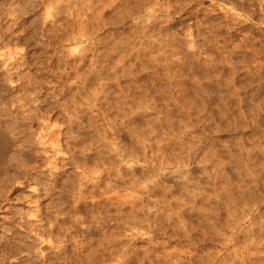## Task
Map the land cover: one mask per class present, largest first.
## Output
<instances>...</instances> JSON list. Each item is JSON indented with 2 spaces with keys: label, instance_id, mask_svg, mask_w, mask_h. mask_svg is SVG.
I'll return each mask as SVG.
<instances>
[{
  "label": "rangeland",
  "instance_id": "rangeland-1",
  "mask_svg": "<svg viewBox=\"0 0 264 264\" xmlns=\"http://www.w3.org/2000/svg\"><path fill=\"white\" fill-rule=\"evenodd\" d=\"M79 1L81 0H76V1L75 0H56V1L55 0L52 1L51 0H45V1L44 0H0V123L3 126L7 127L6 129L8 132H13V130H15L14 133L16 134L19 133L20 137L21 136L25 137L26 140L28 141L35 138L34 136L37 137L36 134H38L40 128L39 124L42 122L46 121L48 122L49 125L52 126L53 124L54 125L57 124L58 126L61 125V127H65L67 118H65V115L63 116V114L64 113L67 114V112L64 109L66 106H64L63 108V104L66 105L68 102L65 96L69 97V95L70 96L71 94L73 95L74 93H76L75 90L76 89L79 90L81 87L79 82L81 78L78 76V73L76 71H79L78 69H80V67L82 66L80 71L81 72L83 71L84 73L82 72L80 75L82 74L87 75L89 74V72L90 74L94 72L91 77L93 79L90 78L91 75L85 76L87 79L90 78L89 79L90 81L92 80L91 85L87 87L85 91H88V94L91 97L94 94L102 95L101 96L102 99H104L103 98L104 95L107 94L106 95L107 97L106 96L105 97L108 100L106 101V99H104L106 101L105 102L104 100L101 99L102 104L100 101L99 106L101 105V110L104 112L106 111V113L110 115L109 118L105 119V117L102 116L101 113H99L101 110L96 112L93 109L92 111L91 109L88 110V108H85L86 109L85 110L83 107L84 109L83 111H86L85 112V114L87 115L86 118H88V120L92 119L91 121L89 120L90 122L88 124V127L90 129L87 127L88 139L86 143L87 142L88 143L86 145L88 147V152L90 151L89 155L91 154L90 157L95 158L94 156H96L97 151H101L100 148L102 147L104 148L102 149V151L106 153L105 147L108 148L106 144L111 142L110 141L111 138H115L116 141L114 143L116 144L119 143V145L123 144L122 146L125 145L124 148H126V150H129L130 148V150L132 151H130L131 153L128 151V153L133 154L135 152L134 155L136 157L134 155L133 156L136 159H134V163H133V166L135 168L133 167L131 172V169L125 168L124 165L122 166L120 165L119 168L116 167V165L118 166L119 164L117 160L118 157L116 156V154L111 153L112 155L114 154V156L112 157L113 158L115 157L114 158L115 160H113L114 162H112L113 164L111 163L112 165H110L109 167L110 168L109 170H111V174L110 173H108V175L106 174L108 177L104 176L105 178L104 177L102 178L103 183L99 184L97 188L94 187V185H92L95 182V180L92 181L93 183H89L87 185L88 188L86 189L87 195L85 194V196H87L88 198L90 196L92 197L94 196L93 198L95 200L92 199V197H90V199L86 197L88 201V202L86 201L87 204L85 202L81 203L82 206L80 204L82 208L85 205L84 206L85 210H83V214L85 212L84 215L86 219L88 220L87 216H89L90 213L93 214L97 211H100L101 205L106 206L104 205L105 204L104 197L110 196L109 194L111 192L109 193L108 192L109 190L106 191L102 189H104L105 187L103 184L105 183L106 185L108 183L110 184L109 186H111L110 189H114L113 191L118 192L119 196L121 197V202L120 205H115L116 208L113 207L114 206L113 204L111 206L112 208L107 206V208H105L106 209L105 212H107L106 213L107 215L105 214L107 218L106 222L103 225H98V226L93 225L94 226L93 228L95 227L98 228L99 226L100 228L98 229L103 228V230L105 228H106L105 230H111L113 228L115 229L117 228L118 232H120L118 234H122L121 237H119L121 242L117 247V250L119 248L118 251L120 254L117 258V261H119L118 264H153V263L171 264L169 261H167L168 258L166 257V254L168 253L170 254L173 252H178V253L186 252L191 254L194 253L197 254V257L198 256L201 257L202 254V258L204 259L209 254L213 253L216 256L219 253L218 260L220 259V256L221 258H223V256L228 252L222 249L221 245L218 244L220 240L218 236L214 235L215 237H213V235L211 236L209 234V231L207 230L208 223L203 218H201V215L199 214V210H198L199 208L208 207V205L209 206L212 205V202L210 200L208 201L209 195L207 194L208 193L212 194L213 191L218 192V190L220 189H221L220 191H222L223 188H224L223 190L226 191V193L222 191V193L220 194L229 195L228 193L230 191L231 197H234L236 195L235 197L237 200L236 199L232 200V198L231 200L233 202L235 201L238 207L241 206L239 207L241 212L242 210L246 211L247 207L254 204V203L251 204L250 201L254 200L255 202L257 200L259 201L258 209L254 211V214L257 211L258 212L260 211V213H262L261 216L264 215V210H262L264 209V207H262V205H264V177H262L264 176V0H183L182 3L180 0L179 1L180 8L182 7L183 11H181L182 13L179 15V17H181L180 18L181 20L182 18H184L185 20H182L181 24H178V22H180L181 20L176 17L173 18L176 22L179 20L177 22L178 25L175 26L176 29L175 28H174L175 30L173 29L176 32V36L178 39L177 44L173 45V50H176V52L178 51L177 53L175 52L176 54L175 53L174 54L178 60L179 58H181L179 60L180 63L177 62L178 60H174L175 57H172V60H174L175 62L171 61L170 58H167L168 61L167 59L161 58L162 52L159 51L161 53L160 55V53L157 52L158 50L156 51L155 49L152 50L154 52L150 50L152 56H150L151 54H149L147 55L148 57L147 56L146 57L149 58L150 56L149 61H151L152 59L153 60L158 59V61L161 62L157 61V63H155L156 60H154L155 62L152 60L151 63H149L148 59L145 56L139 54L138 55V57L140 56L138 59L139 61L138 60H136L138 62L134 61L136 63L135 65L133 64V66L131 61H128L127 62L128 64L125 63L123 66L121 65V63L117 65L120 60V57L122 56L121 53L119 52L121 47L124 46V43H126L125 44L126 46L127 45L131 46V44L137 45V48L136 46L135 47L133 46L136 49H138L139 48L138 46H140L138 42L140 41V39L138 38V36H137L138 41L136 40V38L134 39L137 33L132 27H130L131 26L130 21H126L124 24H119V22H117V18L115 17L117 15V11H116L117 2H115L113 6L111 3H110L111 5L108 3V6H106V2H104V0H102L100 4H98L97 2L95 3L96 6L98 5L97 7L100 9V11L98 12L99 15L101 13V10L103 11L102 13H104L103 16L102 15L99 16L100 18L103 17L102 19L104 21L100 19L101 20L100 22L99 18L95 17L96 16L95 14H92L93 16L91 15L92 19L95 18V20L93 19L95 23L92 24L90 22L91 20H89L90 23H88L86 27V31L89 33V35L90 33L91 35H93L90 37L89 40L90 42L88 41L86 43L77 44V45L72 44L70 42L67 43L64 42V40H66L65 37H67L71 33L70 30L74 26L73 22L74 21L76 22V18L78 16V14H76L77 12L76 9L79 7L75 4H78L80 6V4L78 3ZM90 1L94 4V0L93 1L90 0ZM184 2L185 4H183ZM48 3L50 4L52 3V4L48 6ZM102 3L103 5L105 4L104 6L102 5V8L105 7L106 10L100 8V5ZM186 3H188V5ZM181 4L183 6L187 5V7L184 6L186 7L184 9V7ZM96 6L95 5L94 7L92 6L94 8L93 9L91 8V6L88 5L87 8H90V10L92 9L91 10L92 12L97 8ZM110 6L113 7V10ZM65 8L67 9V11ZM230 8H234L235 10L233 9L232 11H230ZM68 11L70 15L68 14ZM72 11L74 12L72 13ZM113 11H115L116 14ZM194 11L198 14L194 13ZM188 12L191 14H189ZM77 13H79V10ZM74 16H76V18H74ZM88 18H90L89 15ZM105 19L107 22L105 21ZM188 24L192 29L190 30L193 32H190L188 30L189 28L186 27ZM187 31L188 34L191 33L190 36L187 34ZM187 37H191V38H187ZM126 38H128L129 41ZM224 38H226L227 40ZM106 40L107 42L108 41L109 42L108 43L105 42ZM191 40H195V41L193 42ZM131 41H134V43L133 42L130 43ZM128 42L130 45L127 44ZM118 44H120V46ZM179 44L181 46H177ZM187 44L188 46L186 47ZM113 45H115L116 48L117 45L120 47L117 48L119 52L118 51L116 52V48L113 47ZM142 45L144 47V44ZM109 46H110V50L108 51L107 49L109 48L107 47ZM230 46L236 49L235 50L231 49ZM87 47L89 48L86 53L87 57L85 55L82 60L76 59L78 50ZM111 47H113V50L116 54L114 53L115 55L112 56L113 58H111V60L110 59L107 60L109 66L106 67L105 65V67H102V64H106L107 61L104 58L103 59L104 61H101V63H99L100 60L102 59V57L100 58V56L104 55L105 53L104 51L110 53V51L112 50ZM177 47L180 49L178 50ZM101 48L103 49L107 48V49L103 50ZM231 51H235V52L233 53L234 56H231L230 61L232 62V60L234 59L236 61L234 60L230 65L229 64L230 62L228 60V58H230V55L229 53L227 54V52H231ZM118 53L121 56H119ZM153 53L156 54L155 57H153L154 56ZM190 53L192 54V56ZM204 54L206 55L209 54V56L212 58L213 61L211 62L210 66L209 65L207 66V62H209L208 64H210V61ZM104 56L107 57L106 53ZM157 56H159L160 59ZM98 57L100 60L98 59ZM151 57L153 58L151 59ZM84 58L86 60H84ZM142 58L144 59L142 60ZM97 59H98V65H100V67L96 65ZM116 59H118V62ZM169 59L170 62L172 63L171 65H167L170 63ZM146 60L148 63L145 62ZM105 61L106 63H103ZM227 61L229 62L228 63L229 65L227 64ZM75 62L76 63L78 62V64L82 63L83 65L80 64L77 65L76 67ZM113 62L115 63V65H117L116 66L117 69ZM222 62H226V63L223 64ZM165 64L168 66V68L166 67ZM72 65L74 66V68ZM125 65H127L128 67ZM183 65L185 67H183ZM71 66L73 69H71ZM112 66H114L115 69L112 68ZM169 68L170 70L172 69L171 70L172 72L168 70ZM178 68H182V70L181 69L179 70ZM234 69L236 70V72ZM164 71L167 72V75L164 74L165 73ZM169 71L173 73L174 77L172 76V74L169 75L170 74ZM64 72L66 74H64ZM176 72L181 73L182 75L177 74ZM75 73H77L76 75L79 77V81ZM156 73L157 75H155ZM60 74H62V76ZM63 75H66L67 78L65 79V76ZM167 76L168 77L172 76L173 79L172 78L171 79L173 81L170 80L171 82H169L170 78H168ZM177 76L178 77L180 76L179 77L181 78L180 81ZM231 76L233 77L231 78ZM70 77L72 79L74 77L76 78L71 80ZM81 77L84 78V76ZM193 77L195 78L198 77L197 80L199 82L196 81L195 78L192 79ZM96 78H99V81H97ZM113 78L116 79L117 82L114 81ZM166 78L168 81L166 80ZM187 78L189 79L191 78L192 80L190 81ZM186 80L190 82H187ZM72 81H74L73 82L74 85L75 84L77 85L78 82L77 86L80 85L79 88L77 87L75 89L76 85L74 86L72 84ZM196 82L197 84H195ZM223 82H225L226 84ZM62 83L65 84L70 83V86L72 85L71 87L74 89H72L68 84L69 88H71L72 90L67 88V90L69 89L67 91L66 88L64 87L67 84L65 85ZM174 83L175 85H173ZM198 84L199 86H201L200 88H202V90L198 88L199 87ZM88 85L89 84L87 82V86ZM193 85H197V86L193 87ZM102 86L104 87V90ZM227 86L228 88H226ZM128 87H131V89L130 88L128 89ZM220 87L222 89H220ZM233 87L235 91L233 90ZM70 90L75 92L71 93ZM127 90H129L128 93H130L129 94L130 97L133 93H135L136 95H139L136 96L137 98L139 97V99H144L142 101L143 102L145 101L144 103L146 105L142 103V101L140 104L139 102L140 100H139L138 101L139 104L140 105L144 104V106L143 105L140 106L139 104H137V106L139 105L140 107H138V109L135 110L136 107H134L133 104H136L135 101L137 100V98L135 97V94L133 95L135 98L133 96H132L133 98L131 99L130 97H127L128 96ZM85 91L79 90V92L82 94L80 95L84 96L87 93ZM195 91H197V93ZM68 92L69 95H67ZM193 92H195L194 96L198 94L197 96H195V98L192 95ZM223 92L225 93V95ZM234 93L237 95H234ZM89 95L86 94L85 97L87 96L88 98H90ZM199 95L201 98L198 99ZM125 96L126 98L129 99L128 103L127 102L126 103L127 104L133 103L130 105V107L132 109L134 107L135 110L132 113V115L131 114L130 115L131 116L135 115V117H133L132 120L133 122H131V126L133 124L132 127L136 128V130L135 128L134 130L135 131L138 130L137 131L138 133L137 132L136 133L139 137L135 136L136 139L135 137H132L130 133L127 132V130H129L130 128H127L128 122L124 121L126 117H128L129 113H131L130 110L129 113L124 111L125 110L124 108H126V106L129 107V105H127L125 101H123ZM141 96L144 98H142ZM64 97H65V101L67 100V102L65 103L63 101ZM68 99H70V97ZM176 99L179 100L175 101ZM198 103L201 104L199 105ZM68 104H70V102H68ZM182 104L184 105V107L182 106ZM120 107L122 108L125 114L121 110H117V109H121ZM198 107L199 109L196 110ZM189 108L190 111H188ZM117 111L120 112L118 113ZM194 111L196 113H194ZM198 111H200V114ZM121 114L122 116L124 115L126 116L127 114L126 117L124 116L125 119L124 117L121 116ZM67 116L68 114L66 115V117ZM113 116L115 120L113 119ZM111 118L114 120V125H115L114 127L115 130L113 129L114 131L110 130L108 126V122ZM120 121L124 124H121ZM144 135L146 138L145 141L143 140V137H140ZM155 137L158 139H156ZM25 138L22 139L24 140ZM34 140H36V138ZM121 145L119 146L120 148ZM124 148L123 151L125 150ZM192 150L193 151L195 150L194 151L195 153H193ZM215 152L217 154H215ZM60 158L59 161H57L56 163L58 167L57 168L58 170L56 171L55 170L51 171L52 169L46 167V162L42 157L39 158L40 159L39 161L37 159V161L34 163V166L36 165V170L32 171V174H30V177L28 178V181L26 183H22V184L15 183L16 176L13 171L6 172V174L9 175L8 178L7 177L4 178V176L0 177V264H70V263L75 264L76 262L84 263V258L82 254L79 253L80 251H78L80 248H76L75 246L77 247L84 246L85 248L83 247V249L85 250L86 249L90 250L95 248L99 249L100 247H102V243L99 240H97L98 235L100 233L99 231L91 228L90 234L93 237L95 236L97 237L89 238L87 235L86 237H84L85 236L83 235L84 232H82L83 228L80 227L79 229L75 222H74L75 224L74 223L72 224V222L70 221L72 220L71 212L75 198V197L73 198L75 194V192H73L74 191L73 189L76 187L75 185L76 182L78 181L76 178L78 177L77 176L78 174L77 172H75L76 170L73 167L69 165L66 166L68 160H66L64 157L63 158L60 157ZM200 159H203L204 163ZM60 162L66 167L65 166L63 167ZM58 163L60 164L58 165ZM209 163L211 166L209 165ZM203 164L205 165L203 166ZM213 164L214 165L216 164L217 166L216 169ZM107 165L108 163L106 164V166ZM204 168H206V170ZM209 169H212L213 171ZM117 171L122 175L120 176V178L115 179V175H117L116 174ZM208 171L213 172L211 174L212 179L210 177L208 178L206 174L209 173ZM214 171L215 174L217 173L216 176H218L219 174L218 177L219 180L218 179H214L215 181L213 180V176L215 178ZM52 174L53 176H51ZM221 174L223 178L221 177ZM166 175L167 177H165ZM130 177H133L134 179ZM254 178L256 183L254 181ZM132 179L135 181L136 184V186L134 187L130 186L131 185L130 182ZM181 180L184 181L182 183H186L189 181L190 186L194 187L195 189L191 187L189 188L192 189L193 191H196V193L197 192L199 193L196 200L194 199L195 202L193 201L194 204L196 203L195 204L196 209H192L191 205L188 204L190 202L189 201L190 199L188 196H186L187 194H184L183 191L178 189L181 184ZM178 181H180V183ZM252 181L255 185L252 183ZM230 182H232V185ZM250 182L252 183L251 186L248 185L250 184ZM176 183H179V186ZM241 185L245 188H243ZM246 185L247 187H250L249 188L250 190L246 187ZM132 187L134 189H132ZM226 188L227 190L228 188H230L228 193L227 190H225ZM238 188H240L241 192L248 189L246 191L247 193L246 194H244V192L241 193ZM147 189L148 191L152 190V192L151 191L147 192ZM200 189H202V191ZM104 191H106L105 193L108 192V195L105 196ZM203 191L205 194H201V192L203 193ZM130 192L136 198V208L134 209V212L133 209H131L130 205L127 204L129 203L128 202L129 200L126 199V197H123L125 195L128 196ZM248 192L250 193L252 192L253 193L252 196L249 195ZM90 193H92L93 195H90ZM239 193L246 195L247 197H249V199H247V197L245 196L242 195L240 196ZM175 198L177 199L175 200ZM239 200L241 201V203ZM91 201L96 205L91 204ZM244 202L246 204L249 202V204L251 205L248 204L249 205L248 206ZM243 206L244 209H242ZM177 209L182 213L177 212L178 211ZM195 210H197L198 212ZM185 211L187 214H185ZM100 212L102 213V210ZM150 214H152V216ZM172 214L174 215V217H172L173 216ZM262 218H264V216L260 217V219L258 218L256 220L257 222H254V224L252 225L248 221H246V219H244L241 222L242 224L241 227L248 226L247 228H249L250 226L251 229L253 228L252 231L254 233L252 234L258 236L260 234L261 237L259 236V239L261 240V242H264V230H261L260 228L262 227V229H264V224H260V222L264 220ZM116 221L117 224L119 222L118 225L116 224ZM124 221L126 224L128 223L127 224L128 228H126L127 225L123 223ZM69 226L70 228L73 227L72 230H70ZM49 228L50 229L52 228L51 230L53 231L54 234L56 233L59 235V240L60 238L62 239V241H60L61 245L60 243L58 245L57 242L59 241L57 238L56 240L55 237L54 238L48 237L50 236L49 233L51 231ZM129 228H131L130 229L131 232L128 230ZM247 228L246 230H248ZM66 229L68 233L66 232ZM78 230H81V232ZM127 231H129L130 233ZM186 232L189 234H187ZM123 233L126 239L122 237ZM185 233L186 235H184ZM131 234L133 237L130 236ZM208 234L209 236H211V239H209L210 237L209 238L207 237ZM62 235L65 237H63ZM70 235L74 238H71ZM189 236L192 237V239L189 238ZM48 238L54 240L52 241L54 245V249L55 248L63 249V247L65 246V250L63 249L64 252L57 251L56 249L54 250L53 247H50L47 244L48 242L46 241ZM213 238L215 239L212 240ZM94 239L97 242L94 241ZM239 239H240L239 242L240 241L244 242V243L243 242L239 243L240 245H244L248 241L247 238L240 237ZM43 240H45V242L42 243ZM89 240L93 242L87 245V242ZM149 240H151V242ZM98 241L101 246L97 248L95 246H98ZM214 241H216L217 243ZM74 242L76 244H74ZM55 243L57 244L58 248L56 247ZM234 243H236V239ZM93 251L94 250H92V252ZM146 251L148 252L145 255ZM64 253L65 255H68L69 257L72 258L71 260L72 262L66 260V258H63ZM154 254L157 256H155ZM213 254L210 257L211 259L214 257ZM99 255H101V253H99ZM99 255L97 254L96 255L97 257L96 256L94 257L98 259ZM113 256L115 255L113 254ZM75 257H78V259L76 258L77 259L76 260ZM104 258L105 259L107 258L106 260L108 261H112L110 255L109 257L105 256ZM218 262L219 263L222 262L221 264H230L229 260L222 261V259H220Z\"/></svg>",
  "mask_w": 264,
  "mask_h": 264
},
{
  "label": "bare ground",
  "instance_id": "bare-ground-1",
  "mask_svg": "<svg viewBox=\"0 0 264 264\" xmlns=\"http://www.w3.org/2000/svg\"><path fill=\"white\" fill-rule=\"evenodd\" d=\"M45 1V0H44ZM52 1V0H51ZM56 1V0H55ZM76 1V0H75ZM93 1V0H92ZM173 0H104V2H106V6H108V3L110 4H112V6H113V4L115 3V2H117L116 3V7H117V15L115 16L116 18H117V22H119V24H124L126 21H130V23H131V26L130 27H132L135 31H136V33H137V35L134 37V39L136 38V40L138 41V38L140 39V41H138L139 42V44H140V46H138L139 48L138 49H136L137 48V45H132L131 44V46H126L125 44L126 43H124V46H122L121 47V49H120V52H119V50L117 49L119 46H120V44H118L117 45V48H116V46L115 45H113V47H115L116 48V52L118 51L119 53H121V55L119 54V56H121L120 57V60H119V62H118V59H116L117 60V62H118V64L117 65H119V63H121V65L123 66L125 63H127L128 61H131L132 62V66H133V64L135 65V63L136 62H138L139 60V57H138V55L140 54V55H142V56H147V55H149V54H151V51L152 50H155L156 49V51L157 52H159V51H161L162 52V55H161V53H160V55H161V58H163V59H167V58H170L171 59V61H174V60H178L177 58H176V56H175V54L178 52H176V50H173V45L174 44H177V41H178V39H177V36H176V32L174 31L176 28H175V26L176 25H178V24H181V22H182V20H185L184 18H182V20L180 19L181 17H179V15L182 13L181 11H183L182 9V7L180 8V3H179V1L180 0H175V1H173ZM182 1L183 0H181V3H182ZM46 2H48V1H46ZM70 2V1H69ZM73 2V1H72ZM98 3V4H100L101 2H102V0H94V4L90 1V0H81V1H79L78 3L80 4V6L78 5V4H75V5H77L79 8H77L78 10H79V13H77L78 12V10L76 9V7H75V9H76V14H78V16H77V18H76V16H74V18H76V22L74 21L73 23H74V26L71 28V30H70V34L67 36V37H65L66 38V40H64V42H70V43H72V44H82V43H86V42H88L89 40H90V37L91 36H93V35H91V33H90V35H89V33L86 31V27H87V25H88V23H92V24H94L95 23V18H91L93 15L92 14H95L96 16L95 17H97V18H99V21L101 22V20L100 19H102V18H100L99 16L100 15H102L103 16V14L104 13H102L103 11L101 10V13H100V15H99V11H100V9L96 6V4L95 3ZM103 2V3H104ZM238 2V1H237ZM68 3V2H67ZM77 3V2H76ZM103 3L100 5V8L101 9H105V7H103L102 8V5H103ZM47 4V3H46ZM52 4V3H51ZM50 3H48V6L49 5H51ZM92 4V5H91ZM110 4V5H111ZM183 4H185V2L183 3ZM187 5H188V3H186ZM260 4V3H259ZM66 5V4H65ZM88 5L89 6H91V8H93L94 7V5L97 7H95L96 9L94 10L96 13H98V14H96L94 11H92L91 12V10H90V8H87L88 7ZM105 5V4H104ZM103 5V6H104ZM182 5V4H181ZM187 5H184V6H186L187 7ZM68 6V5H67ZM93 6V7H92ZM183 6V5H182ZM183 6V7H184ZM111 7V6H110ZM115 7V6H114ZM186 7H184V9L186 8ZM225 7V6H224ZM107 8V7H106ZM112 8V10H113V7H111ZM226 8V7H225ZM54 9V8H53ZM66 9V8H65ZM94 9V8H93ZM109 9V8H108ZM107 9V10H108ZM234 8H230V11H232ZM57 10V9H56ZM61 10V9H60ZM63 10V9H62ZM90 10V11H89ZM106 10V9H105ZM199 10V9H198ZM229 10V9H228ZM235 10V9H234ZM53 11V10H52ZM51 11V12H52ZM66 11H67V9H66ZM75 11V10H74ZM74 11H72V13L74 12ZM229 11V12H230ZM62 12V11H61ZM113 12H115V11H113ZM225 12H226V10H225ZM59 13V12H58ZM189 13V12H188ZM192 13H193V11H192ZM194 13H196L195 11H194ZM45 14H46V12H45ZM47 14H48V11H47ZM68 14L70 15V13H69V11H68ZM67 14V15H68ZM115 14H116V12H115ZM189 14H191V13H189ZM196 14H198V13H196ZM88 15H89V17L91 18H88ZM92 15V16H91ZM247 15V14H246ZM193 16V15H192ZM178 18V19H180L181 21L180 22H178V24H177V22L173 19V18ZM186 17V16H185ZM194 17V16H193ZM46 18H47V15H46ZM51 18V17H50ZM106 18V17H105ZM108 18H110V17H108ZM196 18H197V16H196ZM112 19V18H111ZM187 19V18H186ZM193 19H195V18H193ZM49 20V19H48ZM55 20V19H54ZM74 20V19H73ZM89 20H91L90 22H89ZM94 22H93V21ZM103 20V19H102ZM104 21V20H103ZM102 21V22H103ZM105 21H106V19H105ZM189 21V20H188ZM107 22V21H106ZM190 22V21H189ZM47 23V22H46ZM96 23H97V21H96ZM183 23H184V21H183ZM223 23V22H222ZM55 24V23H54ZM104 24V23H103ZM108 24V23H107ZM110 24V23H109ZM129 24V23H128ZM186 24V23H185ZM191 24V23H190ZM46 25V24H45ZM98 25V24H97ZM192 25V24H191ZM43 26V25H42ZM55 26V25H54ZM60 26V25H59ZM71 26V25H70ZM91 26V25H90ZM90 26H88V27H90ZM199 26V25H198ZM126 27H127V25H126ZM187 28H189L188 30L190 31V32H193V31H191L192 29L190 28V25L188 24L187 26H186ZM200 27V26H199ZM237 27V26H236ZM175 28V29H174ZM203 28V27H202ZM228 28V27H227ZM231 28V27H230ZM55 29V28H54ZM89 29H91V28H89ZM174 29V30H173ZM191 29V30H190ZM68 30V31H69ZM134 31V32H135ZM211 31V30H210ZM226 31H227V29H226ZM50 32H51V30H50ZM56 32V31H55ZM93 32H94V30H93ZM93 32H92V34H93ZM119 32V31H118ZM183 32V31H182ZM212 32V31H211ZM211 32H209V33H211ZM214 32H215V30H214ZM68 33V32H67ZM135 33V34H136ZM119 34V33H118ZM187 34H188V31H187ZM190 34L191 33H189L188 35L190 36ZM193 34V33H192ZM194 35V34H193ZM41 36V35H40ZM54 36V35H53ZM124 36V35H123ZM122 36V37H123ZM132 36H133V34H132ZM137 36H138V38H137ZM193 37V36H192ZM203 37V36H202ZM107 38V37H106ZM187 38H191V37H187ZM222 38V37H221ZM228 38H229V36H228ZM231 38V37H230ZM61 39V38H60ZM121 39V38H120ZM128 41H129V39L128 38H126ZM132 39V38H131ZM194 39V38H193ZM224 39H226V38H224ZM248 39V38H247ZM110 40V39H109ZM143 40V41H142ZM227 40V39H226ZM226 40H225V42H226ZM58 41V40H57ZM146 41V42H145ZM191 41H195V40H191ZM206 41V40H205ZM90 42V41H89ZM92 42V41H91ZM105 42H107V40L105 41ZM109 42V41H108ZM107 42V43H108ZM113 42V41H112ZM134 43V41H131L130 43ZM187 42V41H186ZM219 42V41H218ZM60 43H61V41H60ZM106 43V44H107ZM137 43V42H136ZM198 43V42H197ZM222 43V42H221ZM220 43V44H221ZM250 43V42H249ZM91 44V43H90ZM103 44V43H102ZM110 44V43H109ZM108 44V45H109ZM113 44V43H112ZM116 44V43H115ZM127 44H129V42L127 43ZM142 44H144V47H143V45ZM189 44V43H188ZM188 44L186 45V47L188 46ZM232 44V43H231ZM56 45V44H55ZM54 45V46H55ZM87 45V44H86ZM130 45V44H129ZM216 45V44H215ZM223 45V44H222ZM248 45V44H247ZM43 46V45H42ZM89 46V45H88ZM102 46H104V45H102ZM107 46V45H106ZM110 46H112V45H110ZM110 46L109 47H107V48H109V49H107V48H104L105 50L107 49L108 51L110 50ZM136 46V48H134V47ZM177 46H181L180 44L179 45H177ZM214 46V45H213ZM220 46V45H219ZM224 46V45H223ZM232 46H234V45H232ZM236 46V45H235ZM113 47H111L112 48V52L110 51V53H108V52H106V51H104L105 53H106V56L107 57H105L104 55H105V53H104V57L103 56H100V58L102 57V59L100 60L99 59V57H98V59L100 60V62L99 63H101V61H104L103 59L105 58L106 59V61L107 60H111V58H113L112 56L113 55H115L116 53L114 52V50H113ZM217 47V46H216ZM222 47V46H221ZM221 47H220V49H221ZM225 47V46H224ZM231 47V46H230ZM120 48V47H119ZM178 48V47H177ZM199 48V47H198ZM251 48V47H250ZM88 47L87 48H82V49H80V50H78V53H77V58L76 59H79V60H82L83 59V57L86 55V57H87V51H88ZM101 49H103V48H101ZM103 49V50H104ZM180 48H178V50H179ZM192 49V48H191ZM218 49V48H217ZM229 49V48H228ZM231 49H236V48H232L231 47ZM230 49V50H231ZM71 50V49H70ZM74 50V49H73ZM151 50V51H150ZM215 50V49H214ZM155 51V52H156ZM183 51V50H182ZM185 51H187V50H185ZM184 51V52H185ZM204 51V50H203ZM202 51V52H203ZM207 51V50H206ZM219 51V50H218ZM227 51V50H226ZM239 51V50H238ZM69 52V51H68ZM103 52V51H102ZM152 52H154V51H152ZM156 52V53H157ZM176 52V53H175ZM180 52V51H179ZM235 51H231V52H227V54L229 53V55H230V58H228V60H229V62L227 61V64L229 63L230 65H231V63L235 60H232V62L230 61V59H231V56H234L233 55V53H234ZM115 53V54H114ZM175 53V54H174ZM205 53V52H204ZM224 53H226V52H224ZM240 53V52H239ZM238 53V54H239ZM117 54V55H118ZM154 54V56L153 57H155V53H153ZM179 54V53H178ZM185 54V53H184ZM191 54V53H190ZM68 55H69V53H68ZM204 55H206V54H204ZM218 55V54H217ZM236 55V54H235ZM76 56V55H75ZM119 56H118V58H119ZM150 56H152V54L150 55ZM150 56H149V58H150ZM191 56H192V54H191ZM85 57V58H86ZM148 57V56H147ZM146 57V58H147ZM153 57H151V59L153 58ZM159 59H160V57L159 56H157ZM172 57H175V59L174 60H172ZM178 57H180V56H178ZM190 57V56H189ZM206 57L208 58V60L210 61V64H208L209 62H207V66L209 65H211V62L213 61L212 60V58L209 56V54L208 55H206ZM225 57H227V56H225ZM237 57V56H236ZM10 58V57H9ZM84 58V60H86ZM149 58H147L148 59V62L149 63H151V61L153 60H151V61H149ZM203 58V57H202ZM205 58V57H204ZM224 58V57H223ZM98 59H97V64L96 65H98ZM135 59V60H134ZM144 58H142V60H143ZM162 59V60H163ZM170 59H169V62H170ZM181 58H179V60H180ZM220 59V58H219ZM222 59V58H221ZM113 60V59H112ZM136 60H138V61H136ZM142 60H140V61H142ZM154 60H156V62L154 61ZM153 61L155 62V63H157V61H158V59H154ZM179 60L177 61V62H179ZM75 61V60H74ZM73 61V62H74ZM76 61H78V60H76ZM106 61L105 62H103V63H106ZM134 61H136V62H134ZM167 61H168V59H167ZM183 61V60H182ZM192 61V60H191ZM201 61V60H200ZM207 61V60H206ZM205 61V62H206ZM225 61V60H224ZM236 61V60H235ZM80 62V61H79ZM82 62V61H81ZM113 62V63H114ZM145 62H147V60L145 61ZM147 62V63H148ZM158 62H161V61H158ZM175 62V61H174ZM11 63V62H10ZM83 63H84V61H83ZM115 63H114V65H115ZM139 63H141V62H139ZM153 63V62H152ZM165 63V62H164ZM180 63V62H179ZM179 63H177V64H179ZM195 63V62H194ZM223 64L224 63H226V62H222ZM69 64V63H68ZM75 66L77 67V65H80V64H82V63H79L78 64V62L76 63L75 62ZM108 64V65H107ZM128 64V63H127ZM145 64V63H144ZM160 64H162V63H160ZM172 63L170 62L169 64H167V65H171ZM183 64H184V62H183ZM228 64V65H229ZM66 65H67V63H66ZM83 65V64H82ZM104 65V66H103ZM105 65H106V67L107 66H109V63H108V61H107V63L106 64H102V67H105ZM113 65V64H112ZM117 65H115V67L117 66ZM151 65V64H150ZM166 65V64H165ZM166 65V67L168 68V66ZM188 65V64H187ZM65 66V65H64ZM73 66V65H72ZM72 66H71V69H73L74 68V66H73V68H72ZM99 67H100V65H98ZM111 66V65H110ZM125 66H127V65H125ZM155 66H156V64H155ZM180 66V65H179ZM181 66H182V64H181ZM192 66H194V65H192ZM80 67V66H79ZM82 67V66H81ZM81 67H80V69H78L79 71L81 70ZM99 67H98V69H99ZM128 67V66H127ZM129 67H131V66H129ZM165 67V68H166ZM169 67H171V66H169ZM183 67H185L184 65H183ZM189 67V66H188ZM221 67V66H220ZM229 67V66H228ZM232 67H233V64H232ZM239 67H240V65H239ZM243 67V66H242ZM68 68H69V66H68ZM110 68V67H109ZM112 68H114V66H112ZM121 68V67H120ZM119 68V69H120ZM173 68V67H172ZM187 68V67H186ZM192 68V67H191ZM194 68V67H193ZM207 68V67H206ZM209 68V67H208ZM222 68H223V66H222ZM234 68H236V67H234ZM52 69V68H51ZM63 69H64V67H63ZM62 69V70H63ZM77 69V68H76ZM115 69V68H114ZM113 69V70H114ZM116 69H117V67H116ZM156 69V68H155ZM179 70L181 69L182 70V68H178ZM210 69V68H209ZM238 69V68H237ZM68 70V69H67ZM168 70H170V68L168 69ZM172 70V69H171ZM170 70V71H171ZM185 70V69H184ZM211 70V69H210ZM235 70V69H234ZM64 71V70H63ZM70 71H72V70H70ZM75 71V70H74ZM79 71H76L77 73H78V76L81 78L80 79V81H79V77L76 75L77 73H75V75H76V77H78V81L80 82V85H81V87H80V89L79 90H82V91H85L86 90V88L87 87H89L90 85H91V81L89 80L91 77H92V75H93V73L94 72H92L91 74H90V72H89V74H82V75H80L82 72L80 71V73H79ZM100 71H103V70H100ZM108 71V70H107ZM115 71V70H114ZM147 71V70H146ZM156 71V70H155ZM169 71V72H170ZM187 71H189V70H187ZM195 71V70H194ZM105 72H106V70H105ZM112 72V71H111ZM165 72V71H164ZM169 72H168V74H169ZM172 72V71H171ZM170 72V74L169 75H171L172 74V76H173V73H171ZM233 72V71H232ZM235 72H236V70H235ZM61 73V72H60ZM68 73H69V71H68ZM84 73V72H83ZM108 73V72H107ZM113 73V72H112ZM177 73V72H176ZM54 74V73H53ZM64 74H66L65 72H64ZM73 74V73H72ZM97 74V73H96ZM100 74H101V72H100ZM164 74H166L167 75V72H165ZM177 74H181V73H177ZM61 76H62V74H60ZM59 75V76H60ZM69 75V74H68ZM88 75H91L90 76V78L89 79H87L85 76H88ZM102 75H104V74H102ZM155 75H157V73L155 74ZM168 75V76H169ZM182 75V74H181ZM180 75V76H181ZM188 75V74H187ZM63 76H65V79L67 78L66 77V75H63ZM73 76V75H72ZM81 76H84V78H82ZM98 76V75H97ZM100 76V75H99ZM165 76V75H164ZM167 76V77H168ZM172 76H170V77H168V78H170L169 79V82H171V81H173L172 79H173V77ZM176 76V75H175ZM179 76V77H180ZM184 76V75H183ZM193 76V75H192ZM76 77H74V78H76ZM94 77H95V74H94ZM178 77V76H177ZM178 77V78H179ZM226 77V76H225ZM233 76H231V78H232ZM249 77V76H248ZM71 78V77H70ZM69 78V79H70ZM73 78V79H74ZM99 78H101V77H99ZM99 78H96L97 79V81H99ZM172 78V79H171ZM184 78V77H183ZM186 78V77H185ZM195 77H193L192 79H194ZM223 78V77H222ZM244 78V77H243ZM72 78H71V80H73ZM91 79H93V78H91ZM104 79V78H103ZM114 79V78H113ZM164 79V78H163ZM187 79H189V78H187ZM191 78L189 79L190 81L192 80ZM196 79V81H198L197 79H198V77L197 78H195ZM207 79V78H206ZM226 79V78H225ZM228 79V78H227ZM63 80H64V78H63ZM77 80V79H76ZM90 81V83H89V81ZM166 80H167V78H166ZM171 80V81H170ZM181 80V78H179V81ZM185 80V79H184ZM230 80V79H229ZM241 80V79H240ZM94 81V80H93ZM114 81H116V79H114ZM168 81V80H167ZM183 81V80H182ZM187 81V80H186ZM190 81H187V82H190ZM200 81H202V80H200ZM205 81V80H204ZM254 81V80H253ZM74 81H72V84L74 85V83H73ZM77 82V81H76ZM75 82V83H76ZM87 82H88V86H87ZM117 82V81H116ZM174 82H176V81H174ZM193 82V81H192ZM199 82V81H198ZM226 82H228V81H226ZM71 83V82H70ZM70 83H68L69 84V86H70ZM176 83H178V82H176ZM223 83H225V82H223ZM222 83V84H223ZM62 84H65V83H62ZM67 84V83H66ZM65 84V85H66ZM68 84L66 85V86H64L65 88H66V90H67V88H69V86H68ZM180 84H181V82H180ZM195 84H197V82L195 83ZM226 84V83H225ZM232 84V83H231ZM61 85V84H60ZM76 85V84H75ZM74 85V86H75ZM77 85H78V82H77ZM76 85V87H75V89L78 87L79 88V86H77ZM173 85H175V83L173 84ZM179 85V84H178ZM186 85V84H185ZM220 85V84H219ZM236 85V84H235ZM72 86V85H71ZM70 86V87H71ZM73 86V87H74ZM101 86V85H100ZM177 86V85H176ZM194 86H197V85H193V87ZM198 86H199V84H198ZM232 86H234V85H232ZM103 87V86H102ZM178 87V86H177ZM185 87V86H184ZM201 86H199L198 88L199 89H201L202 90V88H200ZM72 88V87H71ZM71 88H69V89H71ZM94 88V87H93ZM92 88V89H93ZM97 88V87H96ZM107 88V87H106ZM131 89V87H128V89ZM181 88V87H180ZM196 88V87H195ZM205 88V87H204ZM217 88H219V87H217ZM226 88H228V86L226 87ZM225 88V89H226ZM230 88V87H229ZM68 89V90H69ZM72 89H74V88H72ZM71 89V90H72ZM91 89V88H90ZM177 89V88H176ZM199 89H198V92H199ZM220 89H222L221 87H220ZM231 89V88H230ZM65 90V91H66ZM67 90V91H68ZM70 90V91H71ZM77 90L78 89H76L75 91H76V93H74L73 95L71 94V96L69 95V92H68V94L67 95H69V97H70V99H68L69 97L68 96H65L66 98H67V100H68V102H70V104H68V102H67V100L65 101V97L62 99L63 101H64V103L65 102H67V104L65 105V104H63V103H61V104H63V108H64V106H66L64 109L66 110V112H67V114H68V116L66 117V113H64L63 114V116L65 115V118H67V120H66V126L65 127H61V125L60 126H58L57 124H53V126L52 125H49L48 124V122H46L45 120V122H42V123H40L39 125V131H38V134H36L37 135V137L36 136H34L35 138H36V140H34L35 138H33V139H29L30 141H28V140H26V138L25 137H22V138H25L24 140L19 136V133H14L15 132V130H13V132H8L7 131V127H5V126H3L1 123H0V177H2V176H4V178L5 177H7L8 178V174H6V172L7 171H13L14 172V174H15V176H16V182L15 183H19V184H22V183H26L27 181H28V178L30 177V174H32V171H34V170H36V165L34 166V163L37 161V159H38V161L40 160L39 158L40 157H42L43 159H44V161L46 162V167H48V168H50V169H52L51 171H53V170H58L57 168V165H56V163H57V161H59V158L60 157H64L66 160H68V163L66 164V166L67 165H69V166H71V167H73L76 171L75 172H77V182H76V187L73 189L74 191L73 192H75V194H76V196H75V194H74V196H73V198H74V205L72 206V212H71V218H72V220H70L71 222H72V224L75 222L76 223V225L78 226V228L80 229V227L81 228H83L82 230V232H84L83 233V235H85L84 237H86V235L89 237V238H96L97 236H95V237H93L91 234H90V229L91 228H93L94 226H98V225H103L105 222H106V213L107 212H105V208H107V206L108 207H111L112 206V204L114 205L113 207L114 208H116L115 207V205H120V202H121V197L119 196V194H118V192L117 191H113L114 189H110V187L111 186H109L110 184H106L107 185V187H106V185H105V183L103 184L105 187H104V189H102V190H109L108 192L110 193L109 195L110 196H108V197H104V205H106V206H103V205H101V210H102V213L100 212V211H97V212H95V213H93V214H91L90 213V215L89 216H87V218H88V220L86 219V217H85V212H84V214H83V210H85L84 209V206H83V208L81 207L82 206V202H85L86 203V201H87V196H85V194H86V189H88L87 188V185L89 184V183H93L92 181H94L95 180V182L96 183H98V184H96L95 182V184H96V186H95V184L93 183L92 185H94V187H98V185L99 184H101V183H103L102 182V178L105 176H107L108 175V173H110L111 174V170H109L110 168V165H112L113 163L112 162H114L113 160H115L112 156H114V154H116V156L119 158H117V160H118V162H119V164H118V166L116 165V167H120V165L122 166V165H124L125 166V168H127V169H131V172H132V169H133V163H134V159H136L135 157V155H134V153L133 154H130L131 152L130 151H132V150H130V148H129V150H126V148H124V146H122L121 144V148L123 147L125 150L123 151V148H122V150H121V148L119 147L120 145H119V143L118 144H116V143H114L115 141H116V139L115 138H111L110 139V141L111 142H109L108 144H106V146H108V148H106L105 147V150H106V153L105 152H103L102 151V149H104L103 147L102 148H100L101 149V151H97V153H96V156H94L95 158H91L90 157V155H89V152H88V147H87V143H86V141H87V139H88V124H89V122L92 120H88V118H86V114H85V112L86 111H83L85 108H88V110L89 109H91V111H92V109L93 110H95L96 112H98V111H100L101 110V105L99 106V104H100V101H101V96L102 95H97V94H94L92 97L88 94V91H85V92H87L86 94L87 95H89V97L90 98H88L87 96L85 97V95L84 96H81L82 94L79 92V90H78V92H77ZM89 90V89H88ZM103 90H104V87H103ZM102 90V91H103ZM167 90V89H166ZM191 90V89H190ZM204 90V89H203ZM228 90V89H227ZM233 90H234V87H233ZM232 90V91H233ZM237 90V89H236ZM64 91V92H65ZM75 91H71V93H73V92H75ZM90 91V90H89ZM117 91V90H116ZM128 91L129 90H127V94H128V96L127 97H130V93H128ZM133 91V90H132ZM194 91V90H193ZM217 91V90H216ZM235 91V90H234ZM91 92V91H90ZM94 92V91H93ZM110 92V91H109ZM131 92V91H130ZM181 92V91H180ZM183 92V91H182ZM196 93H197V91H195ZM195 92H193V97L195 98V96H197V95H195L194 96V93ZM209 92V91H208ZM230 92V91H229ZM228 92V93H229ZM67 93V92H66ZM92 93V92H91ZM102 93V92H101ZM103 93H105V92H103ZM132 93V92H131ZM145 93V92H144ZM166 93V92H165ZM184 93H185V91H184ZM206 93V92H205ZM224 93V92H223ZM250 93V92H249ZM64 94V93H63ZM81 94V95H80ZM135 93H133L132 95H131V97H130V99L131 98H133ZM141 94V93H140ZM181 94V93H180ZM179 94V95H180ZM207 94V93H206ZM210 94V93H209ZM255 94V93H254ZM107 94H105L104 95V99H106V96ZM123 95V94H122ZM142 95V94H141ZM184 95V94H183ZM182 95V96H183ZM202 95V94H201ZM224 95H225V93H224ZM230 95H231V93H230ZM234 95H237V94H235L234 93ZM250 95V94H249ZM53 96V95H52ZM77 96V97H76ZM106 96V97H105ZM133 96V97H132ZM136 96H139V95H136L135 94V97ZM143 96V95H142ZM141 96V97H142ZM144 96H145V94H144ZM205 96V95H204ZM210 96V95H209ZM208 96V97H209ZM62 97H63V95H62ZM75 97H76V99H75ZM123 97V96H122ZM134 97V98H135ZM140 97V98H141ZM179 97V96H178ZM222 97V96H221ZM35 98V97H34ZM116 98V97H115ZM120 98V97H119ZM126 96L124 97V99H123V101H125V103L127 102L128 103V98H126L127 99V101H126ZM137 98V97H136ZM142 98H144V97H142ZM187 98V97H186ZM199 98H201L200 97V95H199V97H198V99ZM230 98V97H229ZM59 99V98H58ZM104 99H102V100H104ZM112 99V98H111ZM184 99V98H183ZM193 99V98H192ZM197 99V98H196ZM35 100V99H34ZM108 99H106V101H107ZM136 100V99H135ZM140 100V101H139ZM142 100H144V99H139V97L137 98V100L135 101L136 102V104H133V103H131V104H133L134 105V107H136L135 108V110L136 109H138V107H140V106H144V102L142 101ZM177 100H179V99H176L175 101H177ZM189 100H191V99H189ZM189 100H188V102H189ZM203 100V99H202ZM226 100V99H225ZM105 101V100H104ZM105 101V102H106ZM115 101V100H114ZM131 101H134V100H131ZM140 102V104H141V101H142V103H144V104H142V105H140L139 104V102ZM185 101H187V100H185ZM197 101V100H196ZM195 101V102H196ZM200 101V100H199ZM57 102V101H56ZM130 102V101H129ZM147 102V101H146ZM180 102V101H179ZM192 102V101H191ZM204 102V101H203ZM25 103V102H24ZM29 103V102H28ZM126 103V104H127ZM224 103V102H223ZM262 103V102H261ZM101 104H102V101H101ZM130 103L129 104H127V105H129V107H130V105H131ZM137 104H139L138 106H137ZM186 104V103H185ZM195 104V103H194ZM199 104V103H198ZM201 104V103H200ZM199 104V105H200ZM14 105H15V103H14ZM27 105V104H26ZM57 105V104H56ZM86 105H87V107H86ZM117 105V104H116ZM115 105V106H116ZM146 105V104H145ZM193 105V104H192ZM191 105V106H192ZM204 105H205V103H204ZM215 105V104H214ZM49 106V105H48ZM60 106H62V105H60ZM182 106L184 107V105L182 104ZM185 106H188V105H185ZM197 106V105H196ZM207 106H208V104H207ZM211 106V105H210ZM53 107V106H52ZM83 107H84V109H83ZM105 107V106H104ZM112 107V106H111ZM119 107V106H118ZM129 107H127L126 106V108H124L125 110V112H127V113H129V110H130V112L131 113H129V115H128V117H126L127 116V114H126V116L124 115L125 113H124V111L122 110V108L121 109H117V110H121L124 114V116L126 117V119H125V117L124 116H122V114H121V116L122 117H124V121H127L128 122V126H127V128H130L129 130H127V132L128 133H130V135L132 136V137H139L138 135H137V131H135L136 130V128H135V130H134V128L132 127L133 126V124H132V126H131V122H133L132 120H133V117H135V115L134 116H131L132 115V113L135 111L134 110V107H133V109L130 107V109H129ZM190 107V106H189ZM195 107V106H194ZM194 107H193V109H194ZM200 107V106H199ZM199 107L196 109V110H198L199 109ZM8 108V107H7ZM63 108H61V109H63ZM117 108V107H116ZM177 108V107H176ZM186 108V107H185ZM207 108V107H206ZM212 108V107H211ZM214 108V107H213ZM217 108V107H216ZM103 109V108H102ZM114 109V108H113ZM126 109H127V111H126ZM149 109V108H148ZM208 109H209V107H208ZM11 110V109H10ZM65 110H64V112H65ZM86 110V109H85ZM104 110V109H103ZM180 110V109H179ZM21 111V110H20ZM46 111V110H45ZM108 111V110H107ZM109 111H111V110H109ZM188 111H190V108H189V110ZM191 111H192V109H191ZM201 111V110H200ZM200 111H198L199 112V114H200ZM203 111V110H202ZM63 112V111H62ZM118 113L120 112V111H117ZM117 112H115V113H117ZM174 112H176V111H174ZM178 112V111H177ZM209 112H210V110H209ZM217 112H218V110H217ZM19 113V112H18ZM28 113V112H27ZM26 113V114H27ZM46 113V112H45ZM48 113V112H47ZM99 113H101L102 114V116H104L105 117V119L106 118H109V115L110 114H108V113H106V111L104 112V111H100ZM114 113V112H113ZM138 113V112H137ZM194 113H196L195 111H194ZM201 113H203V112H201ZM40 114V113H39ZM51 114V113H50ZM131 114V115H130ZM135 114V113H134ZM198 114V113H197ZM120 115V114H119ZM173 115H174V113H173ZM176 115V114H175ZM23 116V115H22ZM197 116H199V115H197ZM27 117V116H26ZM46 117H47V115H46ZM24 118V117H23ZM49 118V117H48ZM151 118V117H150ZM9 119H11V118H9ZM26 119V118H25ZM113 119H114V116H113ZM112 118L109 120V122H108V126H109V129L110 130H112V131H114L115 129H114V127H115V125H114V120H113ZM149 119V118H148ZM256 119V118H255ZM94 120V119H93ZM113 120V121H112ZM28 121V120H27ZM39 121V120H38ZM54 121V120H53ZM155 121V120H154ZM160 121V120H159ZM121 122V121H120ZM134 122H135V120H134ZM150 122V121H149ZM54 123V122H53ZM126 123V122H125ZM64 124H65V122H64ZM92 124H93V122H92ZM121 124H124V123H122L121 122ZM160 124V123H159ZM57 125V126H56ZM97 125H99V124H97ZM125 126H126V124H125ZM124 126V127H125ZM38 127V126H37ZM88 127V128H87ZM139 127V126H138ZM142 127V126H141ZM153 127V126H152ZM158 127V126H157ZM161 127V126H160ZM185 127V126H184ZM92 128V127H91ZM126 128V129H127ZM19 129V128H18ZM90 129V128H89ZM114 129V130H113ZM184 129V128H183ZM30 130V129H29ZM152 130V129H151ZM101 131V130H100ZM130 131V132H129ZM156 131V130H155ZM162 131H163V129H162ZM27 132H28V130H27ZM31 132V131H30ZM110 132V131H109ZM137 132V133H136ZM161 132V131H160ZM79 133H81V134H79ZM122 133V132H121ZM147 133V132H146ZM35 134V133H34ZM117 134V133H116ZM155 134V133H154ZM158 134V133H157ZM172 134V133H171ZM159 135V134H158ZM124 136V135H123ZM126 136V135H125ZM130 136V137H131ZM27 137V136H26ZM136 137H135V139H136ZM140 137H143V140L145 141L146 140V138H145V135L144 136H140ZM172 137V136H171ZM156 138V137H155ZM163 138V137H162ZM142 139V138H141ZM156 139H158V138H156ZM175 139V138H174ZM34 140V141H33ZM172 140V139H171ZM91 142V141H90ZM89 142V143H90ZM151 142V141H150ZM162 142V141H161ZM178 142V141H177ZM121 143V142H120ZM126 143V142H125ZM143 143V142H142ZM157 143V142H156ZM174 143V142H173ZM202 143V142H201ZM91 144V143H90ZM137 144V143H136ZM161 144V143H160ZM186 144V143H185ZM199 144V143H198ZM119 145V146H118ZM138 145H139V143H138ZM167 145V144H166ZM180 145V144H179ZM192 145H193V143H192ZM96 146V145H95ZM104 146V145H103ZM112 146V147H111ZM137 146V145H136ZM174 146V145H173ZM142 147V146H141ZM150 147V146H149ZM169 147V146H168ZM178 147V146H177ZM98 148V147H97ZM162 148V147H161ZM195 148V147H194ZM199 148V147H198ZM212 148V147H211ZM99 149V148H98ZM97 149V150H98ZM99 149V150H100ZM137 149V148H136ZM164 149V148H163ZM178 149V148H177ZM206 149V148H205ZM213 149V148H212ZM257 149V148H256ZM121 150V151H120ZM125 151H127V152H125ZM128 151L130 152V153H128ZM165 151V150H164ZM170 151V150H169ZM180 151V150H179ZM189 151H190V149H189ZM193 151V150H192ZM195 151V150H194ZM193 151V153H195ZM94 152H96V151H94ZM232 152V151H231ZM253 152V151H252ZM111 153H114L113 155L111 154ZM159 153V152H158ZM191 153V152H190ZM192 153V154H193ZM240 153V152H239ZM250 153V152H249ZM248 153V154H249ZM105 154V155H104ZM107 154V155H106ZM164 154V153H163ZM191 154V155H192ZM197 154V153H196ZM215 154H217L216 152H215ZM244 154V153H243ZM94 155V154H93ZM135 157H134V156ZM152 155V154H151ZM157 155V154H156ZM177 155V154H176ZM184 155V154H183ZM194 155V154H193ZM229 155V154H228ZM150 156V155H149ZM154 156V155H153ZM202 156V155H201ZM244 156V155H243ZM246 156V155H245ZM141 157V156H140ZM168 157V156H167ZM198 157V156H197ZM196 157V158H197ZM204 157V156H203ZM202 157V158H203ZM249 157V156H248ZM251 157V156H250ZM159 158V157H158ZM213 158V157H212ZM61 159V158H60ZM138 159V158H137ZM163 160V159H162ZM165 160V159H164ZM179 160V159H178ZM200 160H202V162H203V159H200ZM205 160V159H204ZM243 160V159H242ZM248 160V159H247ZM42 161V160H41ZM237 161V160H236ZM257 161V160H256ZM62 162V161H61ZM60 162V163H61ZM159 162V161H158ZM201 162V163H202ZM214 162V161H213ZM259 162V161H258ZM60 163H58V165L60 164ZM108 163V165L106 166V164ZM112 163V164H111ZM172 163H173V161H172ZM204 163V162H203ZM216 163V162H215ZM239 163V162H238ZM256 163V162H255ZM44 164V163H43ZM62 164V163H61ZM160 164V163H159ZM222 164V163H221ZM225 164V163H224ZM230 164V163H229ZM167 165V164H166ZM173 165V164H172ZM179 165V164H178ZM205 164H203V166H204ZM209 165H210V163H209ZM208 165V166H209ZM214 165V164H213ZM242 165V164H241ZM247 165V164H246ZM254 165V164H253ZM61 166V165H60ZM62 166L64 167L65 165H63L62 164ZM65 166V167H66ZM211 166V165H210ZM215 166V169L217 168V166H216V164L214 165ZM251 166V165H250ZM38 167H39V165H38ZM200 167V166H199ZM198 167V168H199ZM222 167V166H221ZM59 168H61V167H59ZM135 168V167H134ZM210 168V167H209ZM248 168V167H247ZM258 168V167H257ZM108 169V170H107ZM205 170H206V168H204ZM213 169V168H212ZM212 169H209V170H211V171H213ZM259 169V168H258ZM261 169V168H260ZM60 170H62V169H60ZM207 170H208V168H207ZM223 170V169H222ZM55 171H54V173H55ZM209 172V173H206L207 174V176H208V178L210 177L211 179H212V173L213 172ZM64 172V171H63ZM118 172V171H117ZM116 172V174L117 175H115V179L116 178H120V176L122 175L121 173H117ZM223 172V171H222ZM226 172V171H225ZM234 172V171H233ZM53 173V172H52ZM57 173V172H56ZM125 173V172H124ZM152 173V172H151ZM49 174V173H48ZM107 174V175H106ZM217 174V173H216ZM216 174H215V171H214V175H215V178H214V176H213V180L214 179H218L219 180V174H218V176H216ZM224 174V173H223ZM190 175V174H189ZM249 175V174H248ZM51 176H53V174L51 175ZM111 176V175H110ZM125 176V175H124ZM124 176H123V178H124ZM129 176V175H128ZM171 176V175H170ZM224 176V175H223ZM235 176V175H234ZM247 176V175H246ZM104 177V178H105ZM108 177V176H107ZM135 177V176H134ZM165 177H167V175L165 176ZM168 177H169V174H168ZM221 177H222V174H221ZM226 177V176H225ZM259 177V176H258ZM262 177H264V176H262ZM4 178H2V179H4ZM38 178V177H37ZM130 178H133V177H130ZM172 178H174V177H172ZM171 178V179H172ZM192 178V177H191ZM223 178V177H222ZM252 178V177H251ZM35 179V178H34ZM66 179V178H65ZM69 179V178H68ZM113 179V178H112ZM134 179V178H133ZM131 180V182H130V186H136V184H135V181L134 180ZM238 179V178H237ZM257 179V178H256ZM183 180V179H182ZM181 180V184H180V186H179V183H180V181H178L179 183H176L178 186H179V188L178 189H180L181 191H183V193L184 194H187L186 196H188L189 197V205H191V207H192V209H196V206H195V204H194V202H195V200H196V198H197V196L199 195V193L197 192L196 193V191H193L192 189H190L189 187H191V188H193V189H195L194 187H192V186H190V183H189V181L188 180H186V181H188V182H186V183H182V182H184V181H182ZM222 180V179H221ZM230 180V179H229ZM13 181V180H12ZM40 181V180H39ZM38 181V182H39ZM114 181V180H113ZM130 181V180H129ZM215 181V180H214ZM247 181H248V179H247ZM254 181H255V178H254ZM112 182V181H111ZM239 182V181H238ZM2 183V182H1ZM11 183V182H10ZM231 183V185H232V182H230ZM252 183H253V181H252ZM252 183L250 182V184H248L249 186H251L252 185ZM255 183H256V181H255ZM258 183V182H257ZM260 183V182H259ZM46 184V183H45ZM141 184V183H140ZM254 184V183H253ZM102 185V186H103ZM143 185V184H142ZM176 185V186H177ZM221 185H222V183H221ZM224 185V184H223ZM255 185V184H254ZM253 185V186H254ZM257 185V184H256ZM19 186H21V185H19ZM145 186V185H144ZM225 186V185H224ZM242 186V185H241ZM69 187V186H68ZM74 187V186H73ZM132 187V189H134ZM240 187V186H239ZM243 187V186H242ZM246 187H247V185H246ZM255 187V186H254ZM99 188H100V186H99ZM101 188H103V187H101ZM112 188H113V185H112ZM138 188V187H137ZM147 188V187H146ZM221 188V187H220ZM235 188H236V186H235ZM234 188V189H235ZM241 188V187H240ZM240 188H238L239 189V191H240ZM243 188H245V187H243ZM248 189L250 188V187H247ZM224 189V188H223ZM222 189V191L224 192V193H226V191H224ZM248 189H246L245 191H242V192H244V194H246L247 192V190ZM116 190V189H115ZM201 191H202V189H200ZM221 190V189H220ZM220 190H218V192H216V191H213V193L211 194H207V195H209L208 196V201L210 200L211 202H212V205H208V207H202V208H199L198 209V207H197V209L199 210V214L201 215V218H203L207 223H208V228H207V230L209 231V234L212 236L213 235V237H215L214 235H216V236H218L219 238H220V240H219V245H221V247H222V249H224L226 252H228V253H226L224 256H223V258H221V256H220V259H222V261H227V260H229L230 261V264H264V242H261V240L259 239V236H260V234H259V236L258 235H254V234H252V233H254L252 230H253V228L251 229L250 228V226H249V228H247L246 226L245 227H241V222L244 220V219H246V221H248L251 225L252 224H254V222H257L256 220L259 218L260 219V217H262V216H264V215H262L261 216V214L262 213H260V211L258 212H256L255 214H254V211L255 210H257L258 209V202L259 201H257L254 197V199L256 200L255 202H254V200H252V201H250L251 202V204L252 203H254V204H249V202L246 204L245 202V204L246 205H251V206H249V207H247V210L245 211V210H242V212H241V210L239 209V207H241V206H237V204L235 203V201L233 202L232 200H234V199H236V195L234 196V197H231L230 196V188H228V190H227V188L225 189V190H227V193H228V191H229V195H226V194H220V193H222V191H220ZM243 190V189H242ZM250 190V189H249ZM106 191H104V193L106 192ZM130 191V190H129ZM151 192H152V190H150ZM150 191H148V189H147V192H150ZM108 192L107 193H105V196L106 195H108ZM120 192V191H119ZM131 192H132V190H131ZM129 193V195L128 196H123V197H126V199H128L129 201V203H127L128 205H130V207H131V209H133V212H134V209L136 208V198H135V196L132 194V193ZM241 192V191H240ZM241 192V193H242ZM104 193H103V195H104ZM135 193V192H134ZM156 193V192H155ZM207 193V192H206ZM201 194H205L204 193V191H203V193L201 192ZM234 194V193H233ZM236 194V193H235ZM240 194V193H239ZM238 194V195H239ZM248 194L249 195H251L252 196V192L250 193V192H248ZM247 194V195H248ZM258 194V193H257ZM87 195V194H86ZM90 195H93L92 193H90ZM89 195V196H90ZM121 195V194H120ZM152 195V194H151ZM225 195V196H224ZM237 195V196H238ZM245 196V197H247L246 195H243V194H240V196ZM175 196V195H174ZM174 196H173V198H174ZM177 196V195H176ZM254 196V195H253ZM257 196V195H256ZM87 197V198H86ZM90 197H92V196H90ZM90 197L88 198V199H90ZM94 197V196H93ZM92 197V199H94ZM128 197V198H127ZM163 198V197H162ZM201 198H202V196H201ZM231 198H232V200H231ZM253 198H251V199H253ZM98 199V198H97ZM96 199V200H97ZM123 199V198H122ZM125 199V198H124ZM146 199V198H145ZM165 199V198H164ZM177 198H175V200H176ZM183 199V198H182ZM186 199V198H185ZM195 199V200H194ZM205 199V198H204ZM203 199V200H204ZM207 199V198H206ZM239 199V198H238ZM247 199H249V197H247ZM246 199V200H247ZM259 199V198H258ZM73 200V199H72ZM95 200V199H94ZM94 200H92V201H94ZM99 200V199H98ZM102 200V199H101ZM139 200V199H138ZM214 200V201H213ZM237 200V199H236ZM245 200V201H246ZM260 200V199H259ZM91 201V204H94L93 202ZM127 201V200H126ZM125 201V202H126ZM188 201V200H187ZM194 201V202H193ZM240 201V200H239ZM88 202V201H87ZM103 202V201H102ZM238 202V201H237ZM90 203V202H89ZM123 203V202H122ZM179 203V202H178ZM186 203V202H185ZM240 203H241V201H240ZM80 204H81V206H80ZM87 204V203H86ZM125 204V203H124ZM164 204V203H163ZM94 205H96V204H94ZM144 205V204H143ZM157 205V204H156ZM160 205V204H159ZM166 205V204H165ZM204 205V204H203ZM239 205V204H238ZM245 205V206H246ZM88 207V206H87ZM95 207H97V206H95ZM100 207V206H99ZM177 207V206H176ZM262 207H264V205H262ZM112 208V207H111ZM113 208V209H114ZM160 208V207H159ZM260 208V207H259ZM130 209V210H131ZM141 209V208H140ZM176 209V208H175ZM174 209V210H175ZM181 209V208H180ZM242 209H244V206L242 207ZM245 209H246V207H245ZM97 210V209H96ZM115 210H117V209H115ZM151 210V209H150ZM178 210V209H177ZM240 210V211H239ZM260 210V209H259ZM262 210H264V209H262ZM261 210V211H262ZM153 211V210H152ZM157 211V210H156ZM155 211V212H156ZM186 211H187V209H186ZM186 211H185V214H187L186 213ZM195 211H197V210H195ZM244 211V212H243ZM162 212V211H161ZM161 212H160V214H161ZM173 212H176V211H173ZM177 212H181V211H177ZM198 212V211H197ZM132 213V212H131ZM182 213V212H181ZM106 214V215H105ZM175 214V213H174ZM151 216H152V214H150ZM154 215V214H153ZM163 215V214H162ZM171 215V214H170ZM173 215V214H172ZM73 216H74V219H73ZM119 216V215H118ZM160 216V215H159ZM169 216V215H168ZM181 216H183V215H181ZM110 217V216H109ZM113 217H114V215H113ZM171 217V216H170ZM172 217H174V215L172 216ZM129 218H130V216H129ZM132 218H133V215H132ZM165 218V217H164ZM168 219V218H167ZM200 219V218H199ZM262 219H264V218H262ZM130 220H131V218H130ZM139 220V219H138ZM178 220V219H177ZM119 221V220H118ZM133 221V220H132ZM176 221V220H175ZM180 221H181V219H180ZM261 221V220H260ZM63 222V221H62ZM88 222V223H87ZM120 222V221H119ZM119 222H118V224H119ZM167 222V221H166ZM262 222H264V220H262ZM262 222H260V224H264V223H262ZM74 223V224H75ZM109 223V222H108ZM123 223H125V221L123 222ZM132 223V222H131ZM169 223V222H168ZM201 223V222H200ZM68 224V223H67ZM116 224H117V221H116ZM117 224V225H118ZM126 224V223H125ZM128 224V223H127ZM126 224V225H127ZM182 224V223H181ZM259 224V223H258ZM63 225V224H62ZM65 225V224H64ZM94 225V226H93ZM179 225V224H178ZM47 226V225H46ZM52 226V225H51ZM73 226V225H72ZM107 226V225H106ZM259 226V225H258ZM261 226V225H260ZM76 227V226H75ZM131 227V226H130ZM176 227H177V225H176ZM199 227H200V225H199ZM252 227V226H251ZM47 228V227H46ZM64 228H65V226H64ZM69 228H70V226H69ZM72 228L73 227H71L70 228V230H72ZM77 228V229H78ZM98 228H100V226L98 227ZM97 227H95V228H93V229H96L97 231H99L100 233H99V235H98V238H97V240H99L101 243H102V247H100L99 249H83V247L84 246H81V247H77V246H75L76 248H80L78 251H80L79 253L80 254H82V256H83V258H84V263H75V264H118V262L119 261H117V258H118V256L120 255L119 254V248H118V250H117V247H118V245H119V243L121 242L120 241V239H119V237H121V235L122 234H118V233H120V232H118V229L116 228H113V229H111V230H103V228H101V229H98ZM126 228H128V225L126 226ZM132 228V227H131ZM131 228H129L128 230L130 231V229ZM134 228V227H133ZM246 228L248 229V230H246ZM261 228V230H264V229H262V227H260ZM50 229V228H49ZM52 229V228H51ZM50 229V230H51ZM59 229V228H58ZM61 229V228H60ZM75 229V228H74ZM40 230V229H39ZM62 230V229H61ZM206 230V229H205ZM258 230V229H257ZM60 231V230H59ZM78 231H80L81 232V230H78ZM94 231V230H93ZM120 231V230H119ZM129 231H127V232H129ZM177 231V230H176ZM187 231V230H186ZM207 231V232H208ZM54 232H56V231H54ZM61 232V231H60ZM66 232H67V229H66ZM71 232V231H70ZM131 232V231H130ZM129 232V233H130ZM132 232H133V230H132ZM256 232V231H255ZM68 233V232H67ZM187 233V232H186ZM186 233L184 234V235H186ZM71 234V233H70ZM187 234H189V233H187ZM209 234H208V238L209 239H211V236H209ZM229 234V235H228ZM258 234V233H257ZM48 235V234H47ZM49 235L50 236H48V237H55V239L57 238L58 239V241L59 242H57L58 243V245H59V243H60V241H62V239L60 238V240H59V235L58 234H54L53 233V231L51 230L50 231V233H49ZM69 235V234H68ZM68 235H67V237H68ZM74 235V234H73ZM95 235H96V233H95ZM192 235V234H191ZM63 236V235H62ZM71 236V235H70ZM81 236V235H80ZM130 236H132V234L130 235ZM133 236H134V233H133ZM132 236V237H133ZM148 236V235H147ZM183 236V235H182ZM238 236H240L241 238H247V242H246V244H244V245H240L239 243H242L241 241L239 242V238L240 237H238ZM63 237H65V236H63ZM122 237H124L125 238V236H124V233H123V236ZM187 237V236H186ZM194 237V236H193ZM261 237V236H260ZM18 238V237H17ZM52 238V239H53ZM70 238V237H69ZM71 238H74V237H72L71 236ZM77 238V237H76ZM75 238V239H76ZM88 238V239H89ZM136 238V237H135ZM189 238H191L192 239V237H190L189 236ZM56 239V240H57ZM64 239V238H63ZM126 239V238H125ZM137 239V238H136ZM188 239V238H187ZM215 238H213L212 240H214ZM235 239H236V243H234L235 242ZM39 240V239H38ZM41 240V239H40ZM49 240V241H48ZM66 240V239H65ZM71 240V239H70ZM73 240V239H72ZM92 240V239H91ZM153 240V239H152ZM206 240H207V238H206ZM48 243V245L50 246V247H53V249H54V245H53V243H52V241H54V240H51L50 238H48L47 240H46ZM90 241V240H89ZM88 241V242H89ZM94 241H96L95 239H94ZM99 241H98V246H95V247H99V246H101L100 244H99ZM129 241H130V239H129ZM150 242H151V240H149ZM43 242H45V240H43L42 241V243ZM56 242V241H55ZM67 242V241H66ZM87 242V245L88 244H91V242H93V241H90L89 243ZM97 242V241H96ZM128 242V241H127ZM195 242V241H194ZM214 242H216V241H214ZM8 243V242H7ZM40 243V242H39ZM63 243H64V241H63ZM73 243V242H72ZM130 243V242H129ZM196 243V242H195ZM213 243V242H212ZM217 243V242H216ZM244 243V242H243ZM14 244H15V242H14ZM56 244V243H55ZM74 244H76L75 242H74ZM60 245H61V243H60ZM84 245V244H83ZM95 245H96V243H95ZM151 245V244H150ZM73 246V245H72ZM78 246H80V245H78ZM152 246V245H151ZM56 247L58 248V246H57V244H56ZM130 247V246H129ZM33 248H34V246H33ZM85 248V247H84ZM94 248V247H93ZM152 248V247H151ZM52 249V248H51ZM56 249V248H55ZM54 249V250H55ZM63 249L65 250V246L63 247ZM63 249L62 248H59V249H56L57 251H63ZM131 249V248H130ZM148 249V248H147ZM196 249V248H195ZM92 250H94L93 252H92ZM122 250V249H121ZM167 250V249H166ZM10 251V250H9ZM41 251H42V249H41ZM72 251V250H71ZM73 251H74V249H73ZM150 251V250H149ZM64 252V251H63ZM148 251H146L145 252V255H146V253H147ZM190 252V251H189ZM200 252V251H199ZM35 253V252H34ZM58 253V252H57ZM75 253H76V251H75ZM99 253H101V255H99ZM193 253V252H192ZM8 254V253H7ZM37 254V253H36ZM35 254V255H36ZM59 254V253H58ZM63 254V253H62ZM99 255L98 257V259L96 258L97 256L96 255ZM113 254L115 255V256H113ZM129 254V253H128ZM127 254V255H128ZM151 254V253H150ZM213 254V253H212ZM212 254H209L208 256H206V258L207 259H209V260H207L206 258L204 259V258H202V254H201V257H197V254H191V253H186V252H184V253H178V252H173V253H168V254H166V257L168 258V260L167 261H169L171 264H221V263H219L218 261L220 260H218V256H219V253L217 254V253H215V254H217L216 256L214 255V257L211 259L210 257H211V255ZM39 255V254H38ZM42 255V254H41ZM60 255V254H59ZM109 255L111 256V259H112V261H108V260H106L104 257L105 256H107V257H109ZM155 255V254H154ZM223 255V254H222ZM57 256V255H56ZM76 256V255H75ZM94 256H96V257H94ZM131 256V255H130ZM134 256V255H133ZM153 256V255H152ZM155 256H157V255H155ZM154 256V257H155ZM143 257V256H142ZM149 257V256H148ZM147 257V258H148ZM205 257V256H204ZM63 258H66V260H69V261H71L72 260V258L71 257H69L68 255H65V253H64V256H63ZM78 259V257H75V259ZM103 258V259H102ZM129 258V257H128ZM150 258V257H149ZM57 259V258H56ZM76 259V260H77ZM254 259H256V260H254ZM120 260V259H119ZM131 260V259H130ZM252 260H254V261H252ZM258 260H260V261H258ZM59 261V260H58ZM148 261H150V260H148ZM256 261V262H255ZM68 262V261H67ZM72 262V261H71ZM27 263V262H26ZM59 263V262H58ZM120 263H121V261H120ZM148 263V262H147ZM70 264H72V263H70ZM154 264V263H153ZM169 264V263H168Z\"/></svg>",
  "mask_w": 264,
  "mask_h": 264
}]
</instances>
